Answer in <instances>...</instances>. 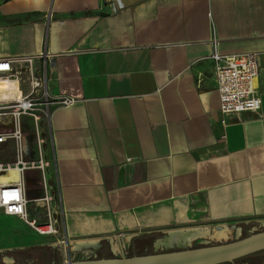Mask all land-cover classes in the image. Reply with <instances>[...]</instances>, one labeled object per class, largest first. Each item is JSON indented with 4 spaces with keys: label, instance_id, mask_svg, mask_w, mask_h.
Here are the masks:
<instances>
[{
    "label": "crops",
    "instance_id": "crops-1",
    "mask_svg": "<svg viewBox=\"0 0 264 264\" xmlns=\"http://www.w3.org/2000/svg\"><path fill=\"white\" fill-rule=\"evenodd\" d=\"M213 48L257 52L258 112L221 122ZM71 50L48 65L81 98L51 116L47 183L72 244L264 226V0H0V55Z\"/></svg>",
    "mask_w": 264,
    "mask_h": 264
},
{
    "label": "built area",
    "instance_id": "built-area-1",
    "mask_svg": "<svg viewBox=\"0 0 264 264\" xmlns=\"http://www.w3.org/2000/svg\"><path fill=\"white\" fill-rule=\"evenodd\" d=\"M212 41L214 43L215 40ZM77 52H58L50 57L46 54L48 58L41 52L0 55V212L20 218L41 236L57 233L61 214L57 203L52 206L54 196L47 183L51 158L45 148L47 138L44 130L49 129L51 116L56 110L68 108L81 98L71 86V81H66L57 91H51L49 72L53 67L48 69V65L64 53ZM210 59L219 111L223 116L221 122L225 123L227 117L245 111L258 112L261 99L257 85L260 70L257 52L224 54L213 48ZM29 128L35 136L33 156H28ZM28 170L39 171L41 196H29L33 187L25 176ZM50 204L52 213L48 212V220L38 223L31 212Z\"/></svg>",
    "mask_w": 264,
    "mask_h": 264
},
{
    "label": "rangeland",
    "instance_id": "rangeland-1",
    "mask_svg": "<svg viewBox=\"0 0 264 264\" xmlns=\"http://www.w3.org/2000/svg\"><path fill=\"white\" fill-rule=\"evenodd\" d=\"M48 129L45 128L44 134L46 135L47 144L46 147L49 151L50 144L48 139ZM29 152L28 156L34 155L35 148V136L34 132L29 128L28 131ZM49 182L52 185L51 194L56 197V200L52 202V206L59 205L60 203L56 192L55 181L53 177ZM42 191V190H41ZM43 193H38L37 196H41ZM54 197V198H55ZM52 213L51 204L38 208L36 211H32L31 215L36 217L38 223H45L48 220V212ZM62 213L61 208L58 210ZM59 228L57 233L49 236H37L32 232L24 221L20 218H14L12 216H6L0 212V264H54L63 261L66 258L71 260H85V259H99V258H120L136 257V256H148L158 255L162 253H168L172 251H179L183 249H195L204 246L218 245L225 242H230L240 237L249 235L250 233L260 231L264 229V226H242L240 230L237 228H230V232L224 237H212V238H198L194 241H189L186 245L179 244L176 246H162L153 245L148 241H140L136 245V251L133 253L130 249L117 253L109 252L107 245L98 246L96 249L91 246H78L72 244V241L68 240L67 236L63 234V226L61 223V214H59ZM62 239V242L60 240ZM195 239V238H194ZM67 247L70 250V254H64V249ZM210 264H264V247L255 249L245 254L239 255L231 260H224L221 262H214Z\"/></svg>",
    "mask_w": 264,
    "mask_h": 264
},
{
    "label": "water",
    "instance_id": "water-1",
    "mask_svg": "<svg viewBox=\"0 0 264 264\" xmlns=\"http://www.w3.org/2000/svg\"><path fill=\"white\" fill-rule=\"evenodd\" d=\"M261 247H264V230L250 233L230 242H221L218 245L183 249L158 255L85 260L66 258L54 264H210L231 260ZM68 253V251H65V255H68Z\"/></svg>",
    "mask_w": 264,
    "mask_h": 264
},
{
    "label": "bare ground",
    "instance_id": "bare-ground-1",
    "mask_svg": "<svg viewBox=\"0 0 264 264\" xmlns=\"http://www.w3.org/2000/svg\"><path fill=\"white\" fill-rule=\"evenodd\" d=\"M11 85H13V84H11ZM191 233V232H190ZM196 234H198V232L197 233H193V234H190L189 235V239H191L192 238V236H194V235H196ZM211 234H213V236L214 235H216L217 237H222V236H225L226 235V230H220V231H214L213 233H211ZM182 235V234H181ZM182 237H180V236H176V235H174V236H169V237H166V238H164V240H162L163 242H165V244H171L173 241L176 243V244H182L183 243V240L185 241V239H181ZM189 241V240H188ZM60 242H62L61 240H60ZM186 244V243H185Z\"/></svg>",
    "mask_w": 264,
    "mask_h": 264
}]
</instances>
